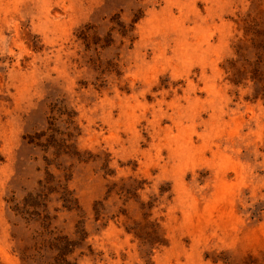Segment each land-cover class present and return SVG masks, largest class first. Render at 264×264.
Listing matches in <instances>:
<instances>
[{
  "label": "rangeland",
  "instance_id": "rangeland-1",
  "mask_svg": "<svg viewBox=\"0 0 264 264\" xmlns=\"http://www.w3.org/2000/svg\"><path fill=\"white\" fill-rule=\"evenodd\" d=\"M252 20L264 0H0V264L42 185L80 264H264V103L225 69Z\"/></svg>",
  "mask_w": 264,
  "mask_h": 264
},
{
  "label": "trees",
  "instance_id": "trees-1",
  "mask_svg": "<svg viewBox=\"0 0 264 264\" xmlns=\"http://www.w3.org/2000/svg\"><path fill=\"white\" fill-rule=\"evenodd\" d=\"M243 29L242 37L233 46L234 57L226 61L225 69L232 85H251L252 94L248 98L264 103V22L246 21ZM42 187L41 193L29 194L19 202L15 198L10 201V210L24 222L27 231L26 240L14 238L23 242L18 248L21 261L23 264H80L85 251L93 254L86 227L79 222L72 236L54 226L55 218L47 212L48 203L43 198L44 191L51 187ZM61 200L68 210L79 209L77 199L67 186L61 190ZM141 229L135 230L139 238L143 237Z\"/></svg>",
  "mask_w": 264,
  "mask_h": 264
}]
</instances>
